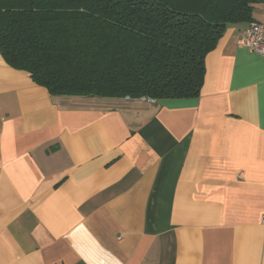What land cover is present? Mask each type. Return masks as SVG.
<instances>
[{
  "label": "crops",
  "instance_id": "obj_1",
  "mask_svg": "<svg viewBox=\"0 0 264 264\" xmlns=\"http://www.w3.org/2000/svg\"><path fill=\"white\" fill-rule=\"evenodd\" d=\"M254 21L264 23V6ZM230 25L200 94L50 95L0 54V264H264V55Z\"/></svg>",
  "mask_w": 264,
  "mask_h": 264
},
{
  "label": "trees",
  "instance_id": "obj_2",
  "mask_svg": "<svg viewBox=\"0 0 264 264\" xmlns=\"http://www.w3.org/2000/svg\"><path fill=\"white\" fill-rule=\"evenodd\" d=\"M264 0H0V54L50 95L193 99Z\"/></svg>",
  "mask_w": 264,
  "mask_h": 264
},
{
  "label": "built area",
  "instance_id": "obj_3",
  "mask_svg": "<svg viewBox=\"0 0 264 264\" xmlns=\"http://www.w3.org/2000/svg\"><path fill=\"white\" fill-rule=\"evenodd\" d=\"M237 44L240 47L246 48L258 55H264V24L259 22H251L247 28L238 36ZM126 100H130V97H125ZM139 101H143L149 104H156L157 100L143 96L137 98Z\"/></svg>",
  "mask_w": 264,
  "mask_h": 264
},
{
  "label": "rangeland",
  "instance_id": "obj_4",
  "mask_svg": "<svg viewBox=\"0 0 264 264\" xmlns=\"http://www.w3.org/2000/svg\"><path fill=\"white\" fill-rule=\"evenodd\" d=\"M264 6V5H263ZM254 16L256 17V18H260L261 17V14L259 13V11H257V10H255L254 11ZM253 22H256V21H253ZM260 23V22H259ZM264 24V23H263ZM247 26H248V24H247ZM247 28V27H246Z\"/></svg>",
  "mask_w": 264,
  "mask_h": 264
}]
</instances>
